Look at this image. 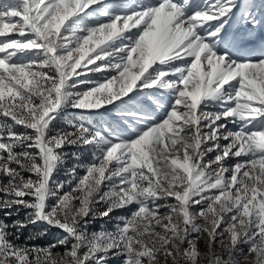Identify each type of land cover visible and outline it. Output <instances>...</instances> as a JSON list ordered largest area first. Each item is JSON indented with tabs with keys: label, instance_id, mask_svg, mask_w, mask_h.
<instances>
[{
	"label": "snow or ice",
	"instance_id": "obj_1",
	"mask_svg": "<svg viewBox=\"0 0 264 264\" xmlns=\"http://www.w3.org/2000/svg\"><path fill=\"white\" fill-rule=\"evenodd\" d=\"M233 19L264 0H0V212L28 210L0 219V264H264V48L239 54ZM67 108L106 118L55 128ZM35 223L66 235L17 243Z\"/></svg>",
	"mask_w": 264,
	"mask_h": 264
},
{
	"label": "rangeland",
	"instance_id": "obj_2",
	"mask_svg": "<svg viewBox=\"0 0 264 264\" xmlns=\"http://www.w3.org/2000/svg\"><path fill=\"white\" fill-rule=\"evenodd\" d=\"M259 3V0H257ZM229 36L236 35H246L247 39L244 42L243 47H241V51L239 54H244L247 47L250 45L253 48L259 50L264 48V24L261 26L253 29L251 26H246L242 22L233 19L230 27L228 28ZM13 38H18L15 33L10 34ZM3 37H0V41H3ZM249 48V47H248ZM100 62L97 61V64ZM91 67V66H89ZM89 78L92 80H96L99 78V74H89ZM119 85H116L118 87ZM215 110V109H213ZM101 115H91L86 110L80 109H72L67 108L64 110L63 114L54 122L53 126L55 128H63L66 130L71 131L72 129L68 127L69 122L80 123L83 122L87 125H94L96 127H101L103 123V119L106 118V114L103 113V110H100ZM2 119V118H0ZM229 128H234L232 124L228 125ZM17 131H23L20 126H17ZM95 150V145L84 146V147H66L64 149L67 152V156L65 158V163L63 166L60 167L58 171L53 174V179L57 182L65 181L67 182L70 179L68 174V169L72 168L74 165H80L86 163L88 160L91 159V153ZM72 153H76L79 159L74 157ZM77 172L83 175V169L77 167ZM171 203L172 201L169 200ZM104 206L100 205L99 210L103 211ZM27 209L21 208L19 212H13L11 216L5 217L2 212H0V219L5 220L6 223L11 224L13 221H21L23 222L26 217ZM163 211V210H162ZM127 213L124 210H117L114 213L110 214L111 219L108 217L104 218H96L90 225L89 231H96L100 230L103 226L104 229L113 230L114 225L117 222L116 218L122 215H126ZM51 229L57 231L59 234L54 235L51 233ZM11 231L16 232L15 229H11ZM66 233L62 230H59L55 227H48L43 223H35V224H28L26 227H23L16 233V242L21 245L27 246H37V247H47L50 244H56V242L60 239H63ZM68 247H71V243H69ZM198 247L201 253L207 251V244L203 238L198 241ZM64 246L57 245L56 248L53 249L54 252L63 253ZM219 251V246L217 248ZM108 264H123V257H113L109 254L108 257ZM170 264V261H169Z\"/></svg>",
	"mask_w": 264,
	"mask_h": 264
},
{
	"label": "trees",
	"instance_id": "obj_3",
	"mask_svg": "<svg viewBox=\"0 0 264 264\" xmlns=\"http://www.w3.org/2000/svg\"><path fill=\"white\" fill-rule=\"evenodd\" d=\"M51 230H52V231H51L52 234H54V235H58V234H59L57 231H55V230H53V229H51Z\"/></svg>",
	"mask_w": 264,
	"mask_h": 264
},
{
	"label": "bare ground",
	"instance_id": "obj_4",
	"mask_svg": "<svg viewBox=\"0 0 264 264\" xmlns=\"http://www.w3.org/2000/svg\"><path fill=\"white\" fill-rule=\"evenodd\" d=\"M248 47H249V48H253V47H252V46H250V45H249ZM248 47H247V48H248Z\"/></svg>",
	"mask_w": 264,
	"mask_h": 264
},
{
	"label": "water",
	"instance_id": "obj_5",
	"mask_svg": "<svg viewBox=\"0 0 264 264\" xmlns=\"http://www.w3.org/2000/svg\"><path fill=\"white\" fill-rule=\"evenodd\" d=\"M57 229H59V228H57ZM60 230V229H59Z\"/></svg>",
	"mask_w": 264,
	"mask_h": 264
}]
</instances>
